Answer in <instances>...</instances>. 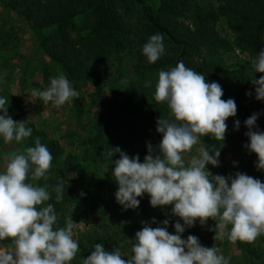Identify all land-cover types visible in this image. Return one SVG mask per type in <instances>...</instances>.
<instances>
[{"label":"clouds","instance_id":"9594fccd","mask_svg":"<svg viewBox=\"0 0 264 264\" xmlns=\"http://www.w3.org/2000/svg\"><path fill=\"white\" fill-rule=\"evenodd\" d=\"M163 41V34L157 33L143 45L142 52L149 63L166 53ZM251 63L255 72L264 73V50ZM251 82L255 99L264 101V76L254 77ZM151 83L145 81L144 86L150 87ZM31 95L58 107L79 93L60 74L50 78L45 90L34 89ZM223 96L220 83L208 82L183 61L170 70L159 71L154 99L166 103L171 118L157 119L156 130L162 134L158 146L148 143L143 162L139 154L130 156L120 147H111L107 159L118 185L117 203L124 210H135L140 207L139 198L147 194L153 208L163 210L171 205V215L179 218L174 224L175 233L168 230L170 219L158 222L153 217L151 222L142 221V229L133 239L131 256L122 255L118 247L109 251L102 243H96L83 264H230V257L214 246L202 245L197 236L182 238L187 227L195 226L197 220L204 226L209 218L216 221L210 229L215 232V239L252 242L264 234V182L244 172L213 175L207 167L220 166L226 121L237 116L235 100H224ZM8 107V98L0 96V138L6 144L22 142L32 135L33 129L23 121H15ZM258 117L259 113H254L244 122L249 129L245 134L249 142L244 147L258 155L256 167L264 170V130L257 128ZM239 128L240 121L236 120L235 130ZM205 136L223 144L206 147L200 144V138ZM196 145H200L197 154L186 158ZM117 153L119 158L114 159ZM6 159V166L0 170V241L11 238L13 247L0 249V264H70L79 251L73 217L66 218L65 226L59 227L54 205L42 206L52 198L48 186L27 182L29 178L46 177L53 160L50 150L37 138L35 146L11 152ZM53 191L56 201H62V180Z\"/></svg>","mask_w":264,"mask_h":264},{"label":"trees","instance_id":"16d2710c","mask_svg":"<svg viewBox=\"0 0 264 264\" xmlns=\"http://www.w3.org/2000/svg\"><path fill=\"white\" fill-rule=\"evenodd\" d=\"M0 2L6 10L14 11L31 24L39 48L79 93L71 99L73 128L67 133L76 142L78 152L65 155L63 148L34 124L26 125L33 129L30 137L11 143L17 152H23L35 146L38 138L50 150L52 163H59L57 169H49L46 177L27 181L48 186L52 198L42 206L54 205L59 227L65 226L66 218L78 217L85 208L95 210L108 203L99 192L107 182L95 177L94 165L105 163L112 169L107 159L111 147H120L130 156L139 154L143 162L148 143L156 139L157 119L171 117L166 103L154 99L160 70H170L183 61L186 67L203 74L208 82L220 83L224 91L222 99L233 98L237 104V116L231 118L234 123L240 121V136L245 142H249L245 120L259 113L257 126L264 121V101L255 99V86L251 82L254 77L264 76L255 72L251 63L264 50V0H216V5L203 4L202 0ZM223 18L233 40L217 28ZM157 33L164 36L166 53L155 63H149L142 47ZM235 49L248 57L235 65H226L221 57ZM196 58L201 62H196ZM131 63L133 67L129 66ZM145 81H151V86L145 87ZM24 82L26 78L20 82L22 91L26 88ZM86 84L96 87L99 100L96 103H100L96 117L90 122L84 119L88 115L83 93ZM249 91L252 96L246 95ZM1 142H4L2 138ZM1 153H5L4 148L0 149ZM118 158L119 153L114 156ZM71 174H79L80 180L90 186L86 198L79 199L74 194ZM51 177L55 180L53 184ZM61 180L63 200L57 202L53 188ZM148 201L142 198L140 207ZM70 208L73 210L69 214ZM0 244L13 247L11 238ZM84 249L83 246L81 250Z\"/></svg>","mask_w":264,"mask_h":264},{"label":"rangeland","instance_id":"374dc122","mask_svg":"<svg viewBox=\"0 0 264 264\" xmlns=\"http://www.w3.org/2000/svg\"><path fill=\"white\" fill-rule=\"evenodd\" d=\"M148 1L156 2V0ZM202 3L216 5V0H202ZM217 28L223 36L233 40V34L229 31L227 21L224 18L220 20ZM247 57L239 49H235L224 54L221 59L226 65H235ZM196 62H201V59L196 58ZM129 66L133 67V64L131 63ZM60 74H62L60 68L39 48L37 36L33 32L31 24L14 11L6 10L0 2V96L8 98V112L13 119L17 117L16 121H23L26 125L34 124L38 129L45 132L50 139L55 140L63 148L66 155L78 152L76 142L67 136V133L73 128L72 101L57 107L51 102L45 104L42 99L31 95L34 89L45 90L50 86V78ZM23 78H26V82H24L26 88L22 91L20 82ZM83 93L88 109V115L84 119L90 122L96 117L95 113L98 105H100V103H96L99 102L96 87L86 84L83 86ZM108 96V94L105 95L106 98ZM262 122L261 125L257 126L259 130H264V121ZM226 123L228 129L219 158L221 164L219 167L210 164L207 167L213 175L227 176L229 174L235 175L236 172H244L264 182V170H258L256 167L258 155L249 152L244 147L248 142L241 138L240 130H235V123L231 117ZM154 133L156 139L151 144L156 147L162 139V134L158 133L156 129ZM200 144L209 147L221 145L223 141H215L211 136H205L200 138ZM199 146H194L192 152L186 154V158L196 155V149ZM1 148L5 150V153L0 154V170H3L7 163V154L17 152L18 149L4 142L0 143ZM233 161H238V164L234 165ZM58 164L54 161L51 168L57 169ZM94 166L92 169L95 168V177L102 178L107 182L99 192L108 200V203L95 210L85 208L78 217L73 216L75 223L74 238L79 240V251L70 264H83L86 257L82 255V252L91 255L96 243H102L109 251L118 247L122 255L131 256L133 239L136 232L142 229V221L151 222L153 217L158 222L170 219L168 230L173 234L175 233L174 224L179 218L171 215V205L162 210L160 207L153 208L148 201V203L141 205V207L147 205L145 208L142 207L143 209L139 207L135 210H124L115 198L118 185L112 176V169L105 163ZM71 177L75 184L74 194L79 199L86 198L90 186L85 181L80 180L79 174H71ZM50 182L55 183L53 177L50 178ZM85 190L86 192H84ZM81 192L85 195L79 197ZM142 198L149 200L147 194ZM72 210L70 208L68 213L70 214ZM181 223H183L182 220ZM215 224L216 221L212 218H209L204 226L197 220L195 226L186 228L182 238L186 239L190 234L197 236L202 245L214 246L225 257H230V264H264V234L259 235L252 242L239 240L231 242L227 238L215 239V232L210 230L214 228ZM152 226L156 227L157 225L153 224ZM230 227L231 225L228 226L229 229ZM83 246L86 251L85 249L81 250ZM0 249L10 250L11 247L0 244ZM123 258L127 259L128 257Z\"/></svg>","mask_w":264,"mask_h":264}]
</instances>
